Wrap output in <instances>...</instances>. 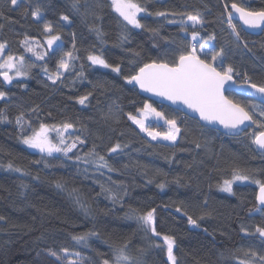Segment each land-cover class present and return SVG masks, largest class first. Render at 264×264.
<instances>
[{
  "label": "trees",
  "instance_id": "trees-1",
  "mask_svg": "<svg viewBox=\"0 0 264 264\" xmlns=\"http://www.w3.org/2000/svg\"><path fill=\"white\" fill-rule=\"evenodd\" d=\"M95 2L89 0V3ZM99 2L104 5L101 19L90 16L87 22L71 10L69 0H30L26 10H5L4 16L0 17V24L4 26L0 30V42L7 41L6 54H24L37 65L47 63L51 71L55 68L51 52L44 61H35L30 53L24 52L19 42L28 35L43 43L42 25L34 22L30 14L32 6L38 5L45 18L54 25L63 23L59 19L61 15H68L73 23L61 33L63 50H72L71 34L75 33L76 55L79 57L74 62L75 70L64 73L63 83L53 85L37 67L26 80L14 81L10 87L0 85V91L7 92L9 97L7 101H0V110L10 121L0 123V166L7 167L11 162L28 173L24 175L0 168V217H4L0 220V264H54V258L47 255V250L61 247L79 252L85 258L83 264H99L103 258L111 259L110 245L113 242L123 241L130 242V254L142 256L145 264H167L166 250L151 243L163 244V241L150 234L145 237L135 219L125 218L130 208L139 212L156 209L157 230L176 238L174 252L179 264H239L240 260L247 258L238 250L249 247L264 254V238L258 234L245 235L242 230L243 226L254 233L256 226H264V216L254 211L258 186L237 184L233 188L235 195L221 193L217 187L224 179L231 178L234 166L247 169L264 181V158L256 154L248 136L228 137L175 109L149 101L137 89L125 84L122 75L92 66L86 58L89 52L102 53L109 63L120 64L123 75H128L137 65L142 66L152 59L174 58L178 42L182 38L190 42V36L180 32L179 25L163 23V18L142 14L141 22L158 27L159 36L129 26V41L121 43L119 17L108 7L109 0ZM224 2L165 0L164 4L173 10L200 11L206 20L200 35L216 34L217 39L211 44L217 51L221 46L225 47V67L231 64L240 73L246 72L254 82L264 83V48L261 47L264 33L254 36L242 31L251 51L243 45L236 48L228 43L233 37L229 35L226 23L219 22L222 14L226 15ZM246 3L253 8L264 7V0H246ZM160 6V0L148 4L153 11ZM0 7H3V0H0ZM92 24L105 34L104 43L89 30ZM134 52L140 55L134 56ZM81 64L84 65L83 79L76 75ZM98 81L104 82V87H94ZM18 84H26L27 88ZM89 92L92 95L86 101L87 106L76 103L78 96ZM226 95L264 107L235 93ZM145 101L177 120L182 133L175 145L150 141L127 119L126 114L137 115L136 109ZM37 105L38 113L31 112ZM109 108L119 115V123L101 119ZM21 112L35 128L41 122L59 124L71 120L78 129L76 134L86 140L85 144H78L75 154L84 156L95 143L98 145L96 151L104 155L117 171L97 170L92 164L76 161L74 154L69 158L60 154L49 157L27 149L17 138L19 129L15 120ZM259 131L254 126L247 132L251 135ZM146 141L152 146L149 147ZM194 141L201 147L196 148ZM116 142L128 147L119 155L109 156L107 147ZM45 163L49 166L45 167ZM156 170L166 176L158 175ZM160 182L166 185L163 190L157 187ZM57 183L63 187L58 188ZM101 186L118 193L120 202L113 203L108 199ZM77 198L85 206L83 209L76 203ZM205 199L212 215L198 221V228L189 225L187 217L175 211V207L184 201L190 205L189 214L199 215ZM88 232L98 234L89 237L88 247L72 240L73 235ZM140 249L145 250L143 254Z\"/></svg>",
  "mask_w": 264,
  "mask_h": 264
},
{
  "label": "snow or ice",
  "instance_id": "snow-or-ice-1",
  "mask_svg": "<svg viewBox=\"0 0 264 264\" xmlns=\"http://www.w3.org/2000/svg\"><path fill=\"white\" fill-rule=\"evenodd\" d=\"M71 10L80 17L83 22H87L88 17H94L96 20L101 19V13L104 5L96 0L95 3H89V0H69ZM152 0H109L108 7L119 17V26L121 27L120 41L121 43L128 42L130 37V29H141L145 32L151 33L153 36H159V28L152 27L141 22V14L145 16H154L163 18V23L179 25V31L186 36H190L191 41H186L183 38L178 42L177 54L172 59H152L150 62L143 63L142 66L137 65L132 69L128 75H123L120 64L109 63L102 53L87 54V61L92 66H99L103 69H110L111 72L117 75H122L125 84L134 85L142 92L151 93L154 96L162 97L171 101L175 105H183L191 113L198 115L199 120L204 121L209 125H220L227 130L228 135L239 136L244 133L245 136L255 146V152L261 158H264V107L255 103H248L231 98L226 95L233 85H238L242 89H251L248 95H258L262 103H264V83H256L252 80L246 72L240 73L237 69L228 64L225 67L226 50L221 46L219 50H215V46L211 42L217 39L215 33H210L207 37H202L200 31L206 23L203 14L200 11H181L173 10L166 7L164 0H160V8L155 11L150 10L148 4ZM30 6V0H3V7H0V17L4 16V11H16L18 9H27ZM206 7V6H205ZM224 13L220 19L221 24L227 25L230 30L229 35L233 40L228 43L233 44L236 48H243L251 51L248 42L243 38V29L235 23L239 20L241 24L247 29H259L264 33V7L253 8L246 0H225L223 4ZM163 9V10H162ZM31 17L34 22L42 25V32L44 34L43 43L39 39L32 38L25 35L19 42L25 53H30L35 61H44L45 57L52 53L55 59V68L49 70L47 63L37 65L33 60L27 59L24 54L15 55L12 53L6 54L8 48L7 41L0 42V85H11L13 81L26 80L32 74V70L39 67L44 73L47 80L51 81L53 85L58 82L63 83L64 73L73 72L75 70V61L79 59L76 55L78 51L76 46V34L72 33V50H63V38L61 33L66 27L70 26L73 21L68 15H61L60 21L63 23L53 24L45 18L41 8L32 6ZM179 17L180 19H176ZM160 23V27H163ZM0 24V30L3 29ZM89 30L96 34L98 40L104 43L103 31L94 24L89 25ZM59 42V43H58ZM56 46L55 48L53 46ZM155 47V45H153ZM264 48V44L261 45ZM39 49V50H38ZM199 49V51L197 50ZM134 56H139V52H134ZM168 53L165 52V56ZM136 63L135 61H130ZM80 71L76 73L78 78L84 77V65H80ZM236 77L241 79L237 81ZM75 83V81H73ZM20 87L27 88L26 84H18ZM94 87H104V82H97ZM91 92L80 95L76 98V103L87 106L86 101H89ZM71 98V97H70ZM9 99L7 92L0 91V101H7ZM7 107V105H6ZM39 105L31 109V112L38 113ZM179 110V109H178ZM139 115H134L128 112L127 119L131 121L140 133H144L150 141H168L175 145L178 138L181 137L182 129L175 118L165 115L163 111H158L153 105L147 101L142 107L136 109ZM154 117L157 121L162 120L167 126L165 131H160L157 126L149 123V118ZM101 119L105 122L119 123V115L109 108L107 112L103 113ZM8 117L3 110H0V123H6ZM15 124L19 129L18 139L20 142L30 149H35L42 154L52 157L54 154H62L68 157L69 153L75 155L78 162L84 164H92L97 170L107 169L109 172L117 171L114 169L104 155L96 151L98 145L93 144L92 148L80 156L74 153L78 144L83 145L86 140L79 134L76 129V124L71 120H65L59 124H47L41 122L38 128H35L31 123L25 120L23 112L16 117ZM27 125V128L25 127ZM255 125L260 129L259 132H254L251 135L247 132V128ZM30 130V131H29ZM70 130H73L70 132ZM55 133V138L51 133ZM68 134V135H66ZM123 135V133H121ZM145 143H148L147 141ZM195 147L200 148L201 145L195 142ZM148 146L152 145L148 143ZM128 147L127 144L116 142L107 147L109 156L112 154L119 155L123 149ZM167 159V157H165ZM34 163H41V161H34ZM48 167V163H45ZM127 167V165H125ZM7 168L14 172H21L24 175L28 173L23 172L21 168L15 167L11 162L8 163ZM87 171V169H85ZM158 175L165 173L156 170ZM152 181L149 180V183ZM237 182H248L258 186V194L256 195V204L254 211L264 216V181L256 178L247 169L239 166L232 168L230 179H224L222 184L217 187L221 192L235 195L233 185ZM165 183L157 184L161 190L165 188ZM58 188L63 186L57 183ZM101 191L107 194V198L113 203L120 202L119 194L112 191L111 188L101 186ZM126 191L124 195H126ZM76 203L83 209L85 206L77 198ZM208 201L204 200L203 205L200 206L199 215L189 214L188 208L190 205L180 202V206L175 207L177 213H181L187 217V223L193 227H200L198 221L210 217L211 211L207 209ZM123 206V205H121ZM85 211V215H87ZM251 214V213H250ZM127 219H135L144 232L145 237L149 234L151 237H157L163 241V244L152 241V246L166 250L167 264H179L178 257L174 250L177 247L176 238L173 235L163 234L157 230L156 209L152 208L146 212H139L137 209H129L125 214ZM4 217H0L3 220ZM242 230L245 235L258 234L259 237L264 238V226H256L255 232L250 233L246 229ZM206 231V229H205ZM96 232H88L79 235H73L72 240L76 244L88 247V240L91 236H97ZM129 241L120 243L113 242L110 245L111 259L103 258L99 264H145L142 256L133 257L130 254ZM141 254L144 249L139 250ZM243 256L247 259H242L239 264H264V254L249 247L247 250L239 249ZM39 255V253H38ZM47 255L54 258V264H83L85 258H82L79 252H70L66 247H61L59 250L49 248ZM75 257L69 259V257Z\"/></svg>",
  "mask_w": 264,
  "mask_h": 264
},
{
  "label": "water",
  "instance_id": "water-1",
  "mask_svg": "<svg viewBox=\"0 0 264 264\" xmlns=\"http://www.w3.org/2000/svg\"><path fill=\"white\" fill-rule=\"evenodd\" d=\"M234 22L238 23L239 26L243 29L244 32L250 34V35H254V36H260L262 35L263 33L259 30V29H256V30H253V29H247L246 27H244L241 22L237 19L235 20ZM14 83V81H13ZM13 84L11 85H5L6 87H10L12 86ZM132 88H135L138 90L139 94L144 97L145 99L149 100V101H152V102H155L156 104H159V105H162V106H168L172 109H175L181 113H183L185 116L189 117V118H192V119H195L197 120L198 122H200L202 125L208 127V128H211V129H214L216 130L217 132L223 134V135H226L228 137H237V136H232V135H228L226 134L227 133V130H225L222 126L220 125H209V124H206L204 121H201L199 120V117L197 114L195 113H191L188 109L184 108L183 105H175V104H172L171 101H168L162 97H157V96H154L152 95L151 93H145V92H142L138 87L134 86V85H131ZM252 90L251 89H242L240 88L238 85H233L232 88L230 89V91L228 93H235L237 95H240V96H243V97H246V98H249L257 103H260L262 105H264V103H262L261 99L259 98L258 95H248L247 93L248 92H251ZM227 94V93H226ZM179 109V110H178ZM255 125H251L247 128V131L251 128H253ZM73 130H70V132H72ZM68 135V134H67ZM244 133H241L238 137H241L243 136ZM259 191V189H258ZM258 191H257V194H258Z\"/></svg>",
  "mask_w": 264,
  "mask_h": 264
},
{
  "label": "rangeland",
  "instance_id": "rangeland-1",
  "mask_svg": "<svg viewBox=\"0 0 264 264\" xmlns=\"http://www.w3.org/2000/svg\"><path fill=\"white\" fill-rule=\"evenodd\" d=\"M165 1V0H164ZM142 15V14H141ZM59 43V42H58ZM198 51H199V49H197ZM257 103V102H256ZM154 107V106H153ZM157 109V108H156ZM158 110V109H157ZM158 111H160V110H158ZM137 115H139V113L137 114ZM149 123H152V124H154L155 126H157L158 127V129L160 130V131H165L166 130V128H167V126L166 125H164V123H163V121L162 120H159V121H157L154 117H150L149 118V121H148ZM161 127H163V130L161 129ZM139 130V129H138ZM145 137H147L144 133H142ZM67 135V134H66ZM51 136L53 137V138H55V133L53 132V133H51ZM148 138V137H147ZM149 140H150V138H148ZM155 142H164V143H168V144H171L170 142H168V141H155ZM24 147H26L27 149H29V150H31V151H37V150H35V149H30V148H28L27 146H25V145H23ZM77 149H75L74 150V153H75V151H76ZM73 153H69V155H68V158L72 155ZM60 155H62V154H60ZM63 156V155H62ZM82 163V162H81ZM91 165V164H90ZM0 168H3V169H7V167H5V166H0ZM12 172H14V171H12ZM248 182H244V183H240V182H237V183H235L234 185H233V188H234V186L235 185H237V184H247ZM221 192V191H220ZM221 193H224V194H227V195H230V194H228V193H225V192H221Z\"/></svg>",
  "mask_w": 264,
  "mask_h": 264
}]
</instances>
